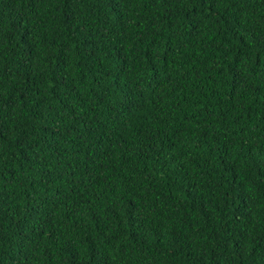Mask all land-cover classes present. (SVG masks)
Returning <instances> with one entry per match:
<instances>
[{"label": "trees", "instance_id": "obj_1", "mask_svg": "<svg viewBox=\"0 0 264 264\" xmlns=\"http://www.w3.org/2000/svg\"><path fill=\"white\" fill-rule=\"evenodd\" d=\"M0 264H264V0H0Z\"/></svg>", "mask_w": 264, "mask_h": 264}]
</instances>
